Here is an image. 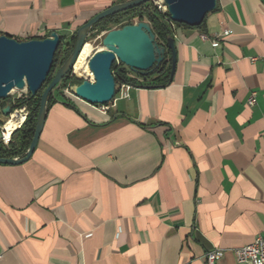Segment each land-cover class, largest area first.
Wrapping results in <instances>:
<instances>
[{"label": "crops", "instance_id": "1", "mask_svg": "<svg viewBox=\"0 0 264 264\" xmlns=\"http://www.w3.org/2000/svg\"><path fill=\"white\" fill-rule=\"evenodd\" d=\"M119 3L0 0V37L68 42ZM170 26L166 86L53 103L32 158L0 164V264H248L236 250L264 235V0Z\"/></svg>", "mask_w": 264, "mask_h": 264}, {"label": "water", "instance_id": "2", "mask_svg": "<svg viewBox=\"0 0 264 264\" xmlns=\"http://www.w3.org/2000/svg\"><path fill=\"white\" fill-rule=\"evenodd\" d=\"M150 0H131L119 3L95 16L76 33V44L67 61L58 69L52 82L41 96L34 138L27 153L22 158H0V164L21 165L34 155L40 141L48 113V101L54 97L65 79L73 74L78 58L87 44L94 27L102 20L146 5ZM168 15L173 23L189 27H200L208 14L216 11L218 0H164ZM63 36L51 33L46 39L18 41L8 36L0 37V101L7 100L12 91H27L35 97L51 74L55 55L63 44ZM104 49L94 53L89 59V69L93 80L83 81L70 87L72 94L94 106L111 103L116 95V81L112 73L115 63H120L130 71L143 77L150 76L165 61L167 49L172 53L171 76L175 74L177 50L173 38L167 46L156 42L149 23L140 22L120 29L108 31L103 37ZM72 76V75H71ZM2 114L10 117L11 107Z\"/></svg>", "mask_w": 264, "mask_h": 264}, {"label": "trees", "instance_id": "3", "mask_svg": "<svg viewBox=\"0 0 264 264\" xmlns=\"http://www.w3.org/2000/svg\"><path fill=\"white\" fill-rule=\"evenodd\" d=\"M125 2V0H123ZM168 15L161 13L152 3L150 5H144L139 8L130 10L125 13H121L109 18L102 20L98 23L94 30L105 31L112 30L115 28H123L127 25H134L135 23L146 22L149 23L153 33L156 36V42L160 46H167L168 39L172 37V29L167 20ZM180 25V24H176ZM76 37L73 36L70 41L64 43L62 45L54 59V65L51 71V74L48 77L47 82L44 84L42 90L35 96L31 97L30 93L27 97H22L14 101V103L10 100L9 104H6L7 100L0 101V110H4L7 106L11 107V113L13 114L16 110L21 109L22 107H27L29 111L28 117L24 124L18 129L12 136L11 143L8 147L0 144V158L6 159H15L22 158L27 153L31 142L34 138L37 117L40 110V102L43 91L49 86V84L53 80V74L58 65H63L71 53L76 44ZM171 51L167 49L165 61L160 65V67L150 76L143 77L139 75L138 77L142 80L147 81L148 78L155 77L154 81H156L159 86H166L170 80V71H171ZM132 72V71H131ZM112 73L115 77L116 88L123 83H131L136 84V78L134 79L129 73V69L124 65L121 67H117L116 64L113 65ZM137 76V75H136ZM132 77V78H131ZM78 84L80 85L82 82L76 79ZM69 78L65 79L61 88H65ZM44 89V90H43ZM63 95V93H61ZM59 102L56 97H50L48 101V110L53 103ZM110 104V103H109Z\"/></svg>", "mask_w": 264, "mask_h": 264}, {"label": "built area", "instance_id": "4", "mask_svg": "<svg viewBox=\"0 0 264 264\" xmlns=\"http://www.w3.org/2000/svg\"><path fill=\"white\" fill-rule=\"evenodd\" d=\"M131 1V0H129ZM150 2L163 14L168 15L167 7L164 3V0H150ZM168 22L173 26V23L170 20L168 15L167 17ZM107 33V32H106ZM106 33H103L104 36ZM203 39H206L203 36ZM72 76H76L75 70L73 71ZM133 88L131 84H123L120 92L122 97L129 98L130 91ZM117 95V93H116ZM115 95V97H116ZM257 102V93L253 92L249 98V105L254 106ZM1 141L4 145H8L10 143V137H6L5 131L2 129L1 132ZM236 255L241 263H248V264H264V235H260L256 237V239L249 245H245L240 247L236 250ZM222 257V253L220 251L210 252L206 256V264H217L219 259Z\"/></svg>", "mask_w": 264, "mask_h": 264}, {"label": "rangeland", "instance_id": "5", "mask_svg": "<svg viewBox=\"0 0 264 264\" xmlns=\"http://www.w3.org/2000/svg\"><path fill=\"white\" fill-rule=\"evenodd\" d=\"M151 4V2H148L147 3V5H150ZM135 24H137V23H135ZM115 29H119V28H115ZM113 30V29H112ZM108 31H111V30H108ZM107 30H105V31H99L98 32V30H94V31H92L91 32V34L89 35V37H88V40H87V43H90L92 46H93V51H92V54H91V56L94 54V53H96V52H99V51H102L103 49H104V46H103V44H102V40H103V37L105 36H103L102 34L103 33H106V32H108ZM75 37H76V35H75ZM68 41H70V39H67ZM67 41L64 39L63 40V44L62 45H64V43H66ZM90 59V58H89ZM116 64V66L119 68V67H121L122 66V64H120V63H115ZM62 66V65H61ZM60 65H58L57 67H56V69H55V71H54V74H53V78H54V76H55V74L57 73V71H58V69L61 67ZM127 68V67H126ZM129 73H131V75H132V77L135 79H137L136 80V82L138 81V79L139 80H141V81H143L141 78H139L138 77V74H134V72H131L130 70H129ZM72 75V74H71ZM70 75V77H69V81H68V83H67V86L65 87V88H60L59 90H57L56 91V93H55V97H56V99L58 100V101H63V100H70V99H73V94H72V92L70 91V87H74V86H76V85H79L78 84V82H77V80L76 79H78L79 81H81V82H83V81H85V80H88V81H92L91 80V77H89L88 76V74H83V75H77L76 74V76H71ZM137 75V76H136ZM131 77V78H132ZM145 81V80H144ZM123 84H131V83H123ZM123 84H121L119 87H118V90H117V88H116V93L118 94L119 92H120V90H121V88H122V86H123ZM48 87V86H47ZM44 90V89H43ZM45 91V90H44ZM43 91V92H44ZM61 93H63V95L61 94ZM28 92L27 91H23V92H20V91H14V92H12L11 93V95L9 96V99L6 101V104L8 105L9 104V102H10V100L14 103V101L15 100H17V99H19V98H22V97H27L28 96ZM117 96V95H116ZM75 97V96H74ZM2 111L3 110H0V112H1V115H2V117H1V121H0V126H1V132H2V129H3V127H4V125H5V123L12 117V115L10 116V117H4V115L2 114ZM20 111V112H19ZM15 113H20V115L21 114H24L25 115V121H26V119H27V117H28V114H29V111L27 110V107H22L21 109H18V110H16L13 114H15ZM24 121V122H25ZM24 122H23V124H24ZM22 124V125H23ZM21 128V127H20ZM19 128V129H20ZM18 130V129H17ZM16 130V131H17ZM16 131H14L13 133H12V135H11V137H10V143H11V140H12V136H13V134L16 132ZM9 143V144H10ZM9 144L8 145H4V146H6V147H8L9 146Z\"/></svg>", "mask_w": 264, "mask_h": 264}, {"label": "bare ground", "instance_id": "6", "mask_svg": "<svg viewBox=\"0 0 264 264\" xmlns=\"http://www.w3.org/2000/svg\"><path fill=\"white\" fill-rule=\"evenodd\" d=\"M92 51H93V46L90 43H87L83 48L74 68L75 73L77 75L88 74V76L91 77V80H93V74L89 69V58L91 57ZM24 121H25L24 114L21 115L20 113L13 114L12 117L5 123L3 127V130H5L6 137L7 138L11 137L12 133L17 129H19Z\"/></svg>", "mask_w": 264, "mask_h": 264}, {"label": "flooded vegetation", "instance_id": "7", "mask_svg": "<svg viewBox=\"0 0 264 264\" xmlns=\"http://www.w3.org/2000/svg\"><path fill=\"white\" fill-rule=\"evenodd\" d=\"M157 69H158V68H157ZM157 69H155V71H156ZM155 71H154V72H155ZM154 72H153V73H154ZM153 73H152V74H153ZM152 74H151V75H152Z\"/></svg>", "mask_w": 264, "mask_h": 264}]
</instances>
